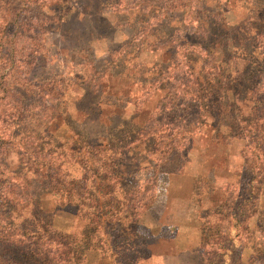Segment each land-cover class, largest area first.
I'll list each match as a JSON object with an SVG mask.
<instances>
[{"label":"rangeland","instance_id":"rangeland-1","mask_svg":"<svg viewBox=\"0 0 264 264\" xmlns=\"http://www.w3.org/2000/svg\"><path fill=\"white\" fill-rule=\"evenodd\" d=\"M150 1L22 0L43 15L36 25L45 48L22 77L33 86L20 134L47 154L44 132L59 113L54 151L65 154L75 133L85 137L58 164L76 191L74 214L59 213L55 225L78 237L84 215L99 205L105 215L91 239L106 264H264V0L183 1L184 11L202 3L204 21L216 19L200 35L206 45L235 42L229 66L247 62L245 94L222 90L225 78L207 71L205 93L170 91L167 80L161 90L144 87L169 65V39L185 14L163 16ZM19 3L0 0V25ZM133 114L144 123L120 148L115 134ZM7 119L0 148L9 147L1 134L8 136ZM96 138L105 141L90 142ZM108 158L117 164L112 172Z\"/></svg>","mask_w":264,"mask_h":264},{"label":"trees","instance_id":"trees-1","mask_svg":"<svg viewBox=\"0 0 264 264\" xmlns=\"http://www.w3.org/2000/svg\"><path fill=\"white\" fill-rule=\"evenodd\" d=\"M160 1L164 2V0H152L150 3L155 4L163 16L177 11V8L179 11L183 10L187 6L183 2L185 0H169L164 4ZM189 8V13L182 11L185 14L180 22L181 30H176L169 39L172 44H169L172 47L170 59L167 60L169 65L165 70L159 71V75L144 87L161 90L164 89V82L167 80L172 86L170 91L181 92L194 88L195 94L205 93L209 90L205 86L207 71L216 75L218 73L225 78L226 83L221 86L222 90L236 89L237 93L247 92L249 86L241 83L247 62L240 60L235 69L229 66L231 62L229 56L235 49V42L219 37L211 40V45H206L203 37L207 36L205 34L209 31L211 21L214 23L216 19L206 17V22L204 21L202 12L208 14V10L202 3L201 6L194 5ZM36 9L29 5L24 7L21 0L18 5L7 9L9 21L4 23L5 25H0V72L2 73L0 124L6 123L5 119H9H7L8 136L5 132L1 133L3 137L9 139L7 142L9 147L0 148V264H94V259L97 260V264H106L105 254L94 250L91 239L97 228L95 223L101 224L105 215L101 210L97 211L99 205L90 215H84L82 232L78 237L72 229L64 230L55 225L59 213L74 214L71 210L72 195L76 191L72 180L66 185L65 179L68 174L61 173L58 164L61 158L67 157L66 153H73L75 143H82L85 137L75 133L74 137L77 141L74 143L73 138L69 140L71 143L68 144V151L65 154L54 151L52 147L57 143L55 138L59 137L57 131L62 120V115L59 113L49 118L50 125L44 132L47 140L45 144L47 148L52 145L50 147L53 151L50 149L44 154L37 145L33 147V142L26 139L28 137L25 133L20 134L22 130L20 126H24L29 114V105L26 101L30 95L26 94V91L33 86L22 77L32 69L34 64L32 57L44 52L45 48L43 38L39 36L43 33V28L41 24L36 25V22H43L41 21L43 15L34 13ZM192 22L196 23V26H193ZM221 26L229 29L225 24L221 23ZM179 32H181L180 37H178ZM202 34L203 37L200 36ZM231 75L235 76L234 81L229 80L228 77ZM201 98L203 96L198 95L195 100L193 99L196 108L201 106ZM174 105L171 104V107ZM140 123H144L142 116L138 114L130 116L129 124L124 125L120 136L115 134L116 145L120 148L125 146L126 134L139 127ZM114 129L116 133L119 132L117 126ZM3 140L0 137V143ZM97 140L105 141L103 138H96L91 139L90 142ZM8 152L14 160L12 162L9 159V167L3 163L4 156ZM107 162L106 166L112 172L117 164L109 158ZM8 168L9 176H7ZM86 168L83 188L86 186V173L91 171L90 168ZM125 213L129 216L128 210H125ZM103 235H99L98 238L101 239Z\"/></svg>","mask_w":264,"mask_h":264}]
</instances>
